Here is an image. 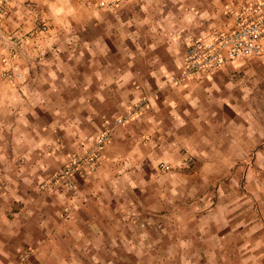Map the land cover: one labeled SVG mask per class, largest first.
I'll return each mask as SVG.
<instances>
[{
	"label": "crops",
	"instance_id": "1",
	"mask_svg": "<svg viewBox=\"0 0 264 264\" xmlns=\"http://www.w3.org/2000/svg\"><path fill=\"white\" fill-rule=\"evenodd\" d=\"M36 1L3 25L25 38L12 63L0 59V264H185L173 255L197 236L196 200L162 181L159 163L177 168L183 149L199 160L250 152L264 125V56L174 79L194 39L231 29L230 11L259 0ZM9 67L21 77L3 78ZM143 97L76 192L49 182Z\"/></svg>",
	"mask_w": 264,
	"mask_h": 264
},
{
	"label": "rangeland",
	"instance_id": "2",
	"mask_svg": "<svg viewBox=\"0 0 264 264\" xmlns=\"http://www.w3.org/2000/svg\"><path fill=\"white\" fill-rule=\"evenodd\" d=\"M20 2L31 9L37 4L36 0H0V59L6 65L17 57L25 38L3 26ZM1 75L12 81L21 77L10 67ZM255 131L252 148L244 155L199 160L193 151L183 149L177 168L159 163L167 174L162 181L186 184L187 197L196 200L187 210L198 214L197 236L191 237L189 230L186 251L175 253L173 261L182 256L185 264H264V125L253 126Z\"/></svg>",
	"mask_w": 264,
	"mask_h": 264
},
{
	"label": "built area",
	"instance_id": "3",
	"mask_svg": "<svg viewBox=\"0 0 264 264\" xmlns=\"http://www.w3.org/2000/svg\"><path fill=\"white\" fill-rule=\"evenodd\" d=\"M230 12L234 18L231 29L212 30L208 36L194 39L187 47L182 69L175 82L194 80L222 69L237 59L264 56V0ZM148 105L149 98L143 97L129 107L125 114L105 118L102 131L87 139L89 145H85L81 152L70 155L68 161L49 178V182L59 190L76 192L77 179L88 177L99 167L115 127L132 121Z\"/></svg>",
	"mask_w": 264,
	"mask_h": 264
}]
</instances>
